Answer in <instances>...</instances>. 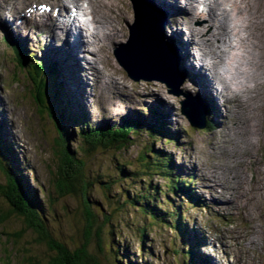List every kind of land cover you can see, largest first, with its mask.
<instances>
[{"label":"rangeland","instance_id":"rangeland-1","mask_svg":"<svg viewBox=\"0 0 264 264\" xmlns=\"http://www.w3.org/2000/svg\"><path fill=\"white\" fill-rule=\"evenodd\" d=\"M108 1L112 3L109 14L122 19L123 23L121 22L122 25L120 27L124 38L114 42L113 39L101 42L104 48L99 50V52L97 51L96 54L101 58L102 64L98 61L99 59L96 60V54L91 51H88V53L85 51L86 57L90 59L88 61L84 60L83 56L78 57L77 55L76 57L80 58V60H70L67 51H65L61 59L56 58L57 60H55V57L49 52L50 43H48L46 38L45 29L40 26L33 27L36 30H32L31 20L27 19L28 21L24 22L25 18L23 24H19L17 21L13 22L14 25L13 23L10 24L12 27L20 26V29H18L20 31L14 30L17 29L15 27L13 29L14 32H10L7 35L2 24L3 19L0 18V124L5 125V128L1 130L0 136L3 142L9 143L13 147L20 166L26 169V165H28L29 169L31 168V171L28 168L26 171L30 186L38 192L37 194L44 202V205H47H45L47 209L45 215L47 217L46 226L48 229L50 228L51 231H49L52 238L59 243L67 245L71 251L75 252L84 242L82 234L86 225L82 218L84 207H82V200L78 199L76 189L68 186L69 181L63 179V171L59 173V169H57V157L55 156L57 132L55 125L46 113L37 110L28 86L29 78H25V73L21 74L10 43L4 39H8V37L17 39L26 46L27 54L33 57L30 61L41 62L45 66L58 64L55 66L56 68L58 67L56 69V78L58 79L56 82H64L65 89L63 88L64 90L62 91V99L64 110L66 111L61 112L58 109V112L64 119L69 116L73 117V119H78L79 115L82 114L84 118L82 119L83 121L79 120L80 123L87 121L93 125H98L103 120H110L117 125L119 122L121 123L122 119L131 114L141 113L140 115L149 116L150 113L148 111L155 108L159 115V121L171 130L173 137H176L175 143L161 141L157 145L155 143L153 147L155 149L156 147L162 148L172 157L175 169L182 179L191 182V176L197 178L192 183L193 186L189 185L192 189L189 188L188 191L193 193L198 190L200 198L207 206V208H200V205H194L185 195L180 197L176 195L174 197V195L166 194V198L162 194L155 195V198L160 202L158 207L160 210L168 212L167 214L174 213L176 217L181 218V225L186 228L184 229L186 231L183 238L181 233L171 230L170 226L154 224L142 212L132 208H121L118 203V201L124 202L123 198H127V191L129 196L133 198L135 195L133 192H138L139 190V187L134 188L129 181L127 183L123 181L124 178H122L120 169L125 166L140 172L141 175L144 173V162L141 160L142 153L147 154L148 151L146 152V150L151 146L145 143V137L138 136L124 148L119 149L116 147L112 148L113 150H106L102 147L92 148L82 143L79 139L76 140V138L75 143L71 141L72 148L79 152V161L86 165L83 178L88 177V181L93 182L90 198L101 202L107 214L111 216V220L115 225V229L112 230V232L115 231V236L112 237V240L117 241L118 238L120 239V244L126 247L129 252V261L134 264H195L194 260L191 261L192 259L187 255V251L193 249L196 257L202 255L209 259L208 264H264V235H260L257 227V225L262 227L264 224V213L262 214L261 210L262 204H264V151H261V155L258 145V141L264 142V98L260 100L248 98L250 92L256 91L257 84H261V82L264 84V0H247L239 5L241 9L240 19L248 21L245 24L248 30L254 27L250 22L251 16L260 20L261 28L259 30L258 27H255L253 35L263 48L259 47L258 52H251L241 39L242 50L239 46L237 48L230 47L232 49L231 52L228 50L226 53H219L220 60H216L221 63H223L222 60H227L228 67L223 77L227 78L229 88L233 90V94L236 97L235 99H230L227 92H225V95L227 94L226 97L221 92L225 103L230 108L228 122L232 125L236 123L240 133L244 132L236 136H226L227 143L222 147V151L219 148V143L222 142L221 138L215 136L214 133L217 130L218 122L222 124L220 111L224 109V106H220L218 111L214 103H210L215 107V111L211 109L213 114L210 118V112L207 110L209 106L206 107L205 105L206 114L203 116V111L196 107L197 103L194 102L195 98L193 96L199 97L206 104L204 95L199 93L195 88V84H192L190 80L188 85L191 88L185 86L186 80L185 84L183 83L179 87L180 96H174L176 94L171 93L172 90L168 84L153 78L150 80H136L129 76L126 70L118 64L112 52L113 49L118 48L127 40L129 34L128 26H133L136 22L134 21L135 13L133 15L134 10H131V5L133 7L131 1ZM45 2H51L49 3L50 5L53 2V5L57 4V0H45ZM165 15L167 16V14ZM166 20L169 21V18L167 17ZM180 20L177 17L169 24L175 32L178 31ZM108 21L115 24L119 19L110 17ZM27 22L29 24L26 26ZM200 23L205 24V21ZM256 24L257 21H255ZM117 28L119 27L117 26ZM166 29L168 28L166 27ZM228 31H230V28ZM182 36L184 38L183 34ZM233 36L239 38L242 37V34L240 31H231L228 37L231 38ZM220 39L221 37L216 38L214 44H218ZM176 41L180 46L181 42L179 40ZM55 42L56 46L59 43L64 46L63 42ZM220 44L221 50L226 51L224 43ZM90 46L91 44L89 43ZM209 46H211V43L207 42L200 45L199 48L204 53ZM213 49L214 51L218 50L217 47ZM176 50L180 57L179 50L177 48ZM59 52H63L62 49H59ZM195 52L190 50L193 58L196 57ZM242 56L246 57L247 64L244 63V60H241ZM185 62L187 61L185 60ZM200 62L202 66L212 70L210 64L205 60H200ZM180 65L181 60L178 66ZM220 66L225 67L224 64ZM45 69V73L48 74V69ZM180 69L183 74L181 66ZM78 75L87 77L88 83L86 87L85 85L77 86L75 90L73 83L71 82L70 84L68 78L70 77L71 81L74 79L79 85L80 78ZM183 76L188 79L187 75L183 74ZM248 76L249 79H246ZM108 84H111V86H107ZM146 85H148L149 89H147ZM69 86L70 88H68ZM124 91L125 93H123ZM247 91L250 92L246 93ZM106 93H109V95ZM241 94H243L244 100H239V95ZM210 97L213 98V95H210ZM134 99L135 102L131 103ZM156 101H160L159 103H163L164 106L158 109L155 104ZM218 101L220 102V100ZM242 101L251 105L252 108L255 107L257 114L254 115L244 109ZM181 110L186 112L184 116ZM186 116L190 119L187 120ZM242 117L254 119L257 122L255 132H249L246 129L247 126H251L252 122L249 119L244 126L241 121ZM156 121L157 119L155 123L158 124V121ZM193 124L196 125V128L192 127ZM202 124H205V128L203 126L204 129L200 130L202 129ZM66 127L71 132L76 129L72 123L67 124ZM153 127L157 128L156 125ZM218 127L222 128L221 125ZM169 129L167 130L169 131ZM253 134L254 136H252ZM242 139L245 141L252 140L253 143H250L249 149L245 148L247 145H244ZM216 150H218V153H216ZM242 152L247 155L245 163L259 169L261 179L257 180V185L255 184L251 187V184H249L245 187L246 195H244V198L247 205L245 206L246 210L243 206V214L241 215V211L228 212L226 211V205L220 206V203H216L215 198L220 194V188L214 184V188L218 193L213 192V185L204 178L218 179V176H221V172L213 168L223 166L227 171L229 170L226 177L234 180L237 171L233 165L226 163V161L232 157L239 156ZM72 165L71 168L73 170L80 167L79 163ZM240 171L239 169V173ZM210 172L218 174V176L212 175ZM247 172L249 180L256 176V172L252 173L250 166L247 167ZM66 174L68 175L69 173L67 172ZM99 175L102 176V180L107 181L105 185L109 182L112 183L114 187L111 191L108 192L104 189V185L101 184L103 182L98 183L99 179H97V176ZM54 178L60 187L66 186L67 194L62 197L58 194L53 186ZM148 178H151L152 185L161 188L160 192L167 190V184L163 178H158L157 176H148ZM139 181L134 184L138 186L140 184ZM2 182L3 179L0 175V184ZM42 187H44L45 192L42 191ZM50 196L52 200H56V203L50 204ZM167 199L172 200V203L170 201L167 202ZM20 220L9 214L7 202L0 199V264H35V258L46 259L47 263L50 262L52 257L56 256L54 252L49 251L45 244L40 245L39 236L27 229ZM142 228L147 231L148 240L150 241V243L147 242L148 245L141 243L138 232ZM223 233L226 234V242L230 246V253L225 250L219 239V236ZM231 233H234V235ZM108 235L111 240V229L109 227ZM237 237H240V240ZM250 239L253 240L252 243H250ZM143 246L146 251L147 248H150L151 252L149 253L148 251L147 254H144L142 251L144 249ZM102 247H106V245ZM91 251L97 253L98 259L102 263L114 264L107 256L105 258L101 256L97 252V246L94 244L91 245ZM236 255L247 262H237ZM42 259L40 264H45L46 262H43Z\"/></svg>","mask_w":264,"mask_h":264},{"label":"trees","instance_id":"trees-1","mask_svg":"<svg viewBox=\"0 0 264 264\" xmlns=\"http://www.w3.org/2000/svg\"><path fill=\"white\" fill-rule=\"evenodd\" d=\"M17 49H19V47ZM19 58H21V60ZM32 58L33 57L28 56L27 52L18 56V68L21 74H26V79L29 78L28 86L35 105L37 106V110L46 113L48 118L53 121L55 125L54 127L57 132V140L55 143L57 169H59V173L63 171V179L69 181L68 186H72V189H76L78 199L82 200V207H84L82 218L86 223L84 232H82L84 242L75 252L71 251L67 245L59 243L52 238L51 230L46 226V204L44 205V202L37 194L38 192L30 186V180L26 172L29 166L26 165V169L20 166L13 147L9 143L3 142L0 136V175L3 179V182L0 184V199L7 202L9 214L11 216L14 215L18 220L21 219L20 221L27 229L39 236L40 245L45 244L49 251L54 252V255H56L52 257L51 261L48 263L46 259L41 258L43 262H46L45 264H105L98 259L97 253L91 251V245L94 244L97 246V252L104 258L107 256L114 264H134L132 261H129V252L126 247L120 244V239L118 238L117 241L114 239L112 240V237L115 236V231L112 232V230L115 229V225L111 220V216L107 214L101 202L90 198L93 182H90V180L88 181V177L83 178L86 165L79 161V152H76L71 146V141L75 143V138L92 148L102 147L106 150H113L112 148L116 147L119 149L124 148L138 136L145 137V143L151 146L146 150L148 151L147 156L144 152L142 153L141 160H146H143L145 167L143 170L144 173L141 175L140 172L125 166L120 169L122 178H124L123 181L126 183L129 181L134 188L139 187V190L138 192H133L135 194H133V198L129 196L127 191V198H123L124 202L118 201V203L121 208H132L133 210L142 212V214L147 219L150 218L154 224L159 226H170L171 230L181 233L184 237V232L186 230H184L185 227L181 225V218L176 217L174 213L167 214L168 212L166 213L160 210L158 208L160 202L155 198L156 194H162L165 198L166 194L178 195L177 187L180 189V193H184L187 189L183 182H179V174H177L172 157L159 147H156V149L153 147L155 143L157 145V143L161 141L167 143L172 142L171 134L167 130L169 128L159 121L158 113L152 111V121H149L146 117H129L127 119H122L121 123L119 122L121 125H113L108 121L105 123V127H100L99 125L95 126L85 120V122L80 123L79 120L84 118L82 114L79 115L78 119H73V117L70 116L64 119L58 112L59 110L61 112L66 111L64 110V103L60 95L62 91L55 82L56 72L50 69L49 74H45L39 62L33 63L30 61ZM50 77L52 83H50ZM59 89L60 92L58 91ZM153 119H157L158 124H156ZM70 123L76 127V129L72 130L73 132L69 131L66 127V125ZM154 125H156L157 128L153 127ZM1 130L2 127L0 126V135ZM74 163H79L80 167L73 170L71 167ZM29 170L31 171V168ZM67 172L69 173L68 175L66 174ZM148 176L161 177L170 186L168 187L167 184V190L160 192L161 188L152 185L151 178H148ZM56 179H53V186L62 197L67 194L66 186L63 185L60 187ZM97 179H99L98 183L103 182L101 184L104 185V189L108 192L114 187L110 182L105 185L107 181L102 180V176L100 175L97 176ZM137 181L140 183L138 186L134 184ZM42 191L45 192L44 187H42ZM49 201L51 205L56 203V200H52L51 196ZM168 201L172 203V200L167 199V202ZM108 227L111 229V240L108 235ZM142 229L138 232L142 241L141 243L143 245H148L147 242L150 243V241L148 240L147 231L146 229ZM103 245H106V247H102ZM143 248L142 251L144 254H147L148 251L149 253L151 252L150 248H147V251L144 246ZM187 255L190 256L192 259L191 261L194 260L193 262L196 264L197 260L195 259L194 250L192 249ZM41 259L35 258V264H40ZM200 260L201 259H199V262H201Z\"/></svg>","mask_w":264,"mask_h":264},{"label":"bare ground","instance_id":"bare-ground-1","mask_svg":"<svg viewBox=\"0 0 264 264\" xmlns=\"http://www.w3.org/2000/svg\"><path fill=\"white\" fill-rule=\"evenodd\" d=\"M244 1L247 0H199V1L198 0H151V2H153L157 8H159L164 13L166 12L165 14H167V17L169 18V21L166 20L167 25L165 24V27H167L168 29L164 30V35L168 37V39H170L171 42H173V45H175L176 48L179 50L180 57L178 56V58L179 61L181 60V68L184 71L185 75H187L188 78L190 77V79L193 80L195 84V88L199 92L203 93L205 97L209 98L212 101V103H214L218 111L220 106L221 107L224 106V109L220 111L221 113L220 121L223 125L220 124V122H218V126L221 125L222 128H219L217 126L216 131L219 132L216 133L215 131L214 133L215 136L221 138L222 142L219 143V148H221V151H222V147H224V145L227 143V139L225 138L226 136H236L243 134L244 132L240 133L236 123L232 125L228 122L230 108L225 103L222 94L224 97H226V95L229 94L228 98L230 99H235L236 97L233 94V90H230L229 88V82L227 78L223 77V74L224 72L227 71V67H228V64L226 62L227 60H222L223 63H221L220 61H216V60H220L218 54L221 52L226 53L228 52V50L231 52L232 49H230V47L237 48L239 46V48L242 50L243 45L241 43V39L243 43L245 42L246 46L251 52H258L259 47L263 48L259 43L258 39L254 38L253 35V30L255 29V27H258L259 30L261 28L260 20L257 17L253 18L251 16L250 22L254 25V27L251 30H248L245 25L248 21L245 19H240L241 9L239 5H241V3ZM44 2L45 0H0V18L3 19L2 21L3 27L8 32H10L13 30V27L10 25L11 23L17 21L18 23L22 24L25 18L26 19L24 20V22L29 17H33L34 19L32 21V25L33 26L37 25L38 27L41 26L42 29H45L46 38L48 39V43H50L49 52L51 53V55L55 57V60H57L56 58L61 59V57L65 54V51H67L69 56L68 58L70 60H80V58L78 57L83 56L84 60L88 61L90 59L86 57V52L88 53V51H91L94 52L95 54L97 51L99 52V50L104 48V45L101 44V42H104L103 40L113 39L114 42L124 38L122 29L120 27L122 25L121 24L122 19L121 17L119 18L109 14V10L112 3H110L108 0H57L58 14L61 17L55 15L50 9L48 11L47 10L40 11L37 9L36 10L32 9L33 5H41ZM69 5H72L73 10L76 11V15H73L70 10L68 12L66 11L65 8L68 7ZM55 10L56 8L54 9V11ZM80 13L82 14V16L79 15ZM87 16L92 17V20L91 21L90 19L85 20ZM110 17L117 18L119 19V21H116V23L113 24L111 21H108ZM177 17L178 19L181 20L178 23V27H179L178 31L175 32L172 29L171 25L169 24L173 19H176ZM200 19L205 21V24L198 23ZM255 21H257L256 25H255ZM82 25H84V27H82ZM117 26L119 28H117ZM229 28L230 31H228ZM263 29H264V24H263ZM169 30L171 31L168 32ZM231 31H240L242 37L239 38H236L235 36L231 38L228 37ZM180 32L184 35V38ZM218 37H221V39L218 40L219 43L215 45L214 41ZM176 40H179L181 42L180 46ZM55 41L63 42L64 46H62V43H59V45L57 44L56 46ZM207 42L211 43V46H209L208 50L204 52L205 53L204 54L199 48V46L206 44ZM89 43L91 44L90 47H89ZM220 43L222 44L224 43L225 48L227 49L226 51L221 50ZM215 47L218 48L217 51H214L213 48ZM59 49H62L63 52H59ZM190 50L196 51L195 55L197 59L196 57L194 58L192 57ZM176 52L178 55L177 50ZM76 55L78 57H76ZM19 59L21 60V58ZM96 60H98L101 63L100 61L101 58L99 57L98 54H96ZM185 60L187 62H185ZM200 60H205L207 63H209L210 66L212 67V70L207 69L205 66H202ZM241 60H244V63L247 64V60L245 56H242ZM223 64L225 66L224 68L220 66ZM78 76L80 78L79 85L74 81V79L71 81L70 77L68 78L69 83L70 84L71 82L73 83L75 90L77 86L79 87L85 85L86 87L88 83L87 77L83 75H78ZM246 79H249V76ZM62 84L65 88L64 82H62ZM263 85L264 84H262L261 82V84L256 85V91H252V92L247 91L246 93L250 92L248 98L252 100H260L264 98ZM107 86H111V84H108ZM146 86L147 89H149L148 85ZM68 88H70V86ZM225 92H227L226 95ZM123 93H125V91ZM106 94L109 95V93ZM210 95L211 96L213 95V98L210 97ZM243 98H244L243 94L239 95V100ZM155 99L157 100V98ZM218 100H220V102ZM133 102H135V99L131 103ZM159 102L160 101H156L155 103L158 109L164 106L163 103L160 104ZM242 107L254 115L257 114L255 107L252 108L251 105L247 104L244 101H242ZM263 117H264V113H263ZM249 119L250 118L242 117L241 120L242 124L245 126V122ZM250 120L252 122L251 126H247L246 129L249 132L252 131L255 132V129H257V122L254 119L253 120L250 119ZM252 136H254V134ZM256 139L258 140L257 135H256ZM242 140L244 145H247V147L245 148L249 149L248 146L251 145L250 143L252 142V140L251 141L250 140L245 141L244 139ZM258 145H259L260 154L262 155L261 151H264V142L258 141ZM216 153H218V150H216ZM246 156H247L246 153L242 152L239 156L232 157L226 161V163L228 162L229 164L233 165V167L237 171V175L234 177V180L228 179L226 177L227 174L229 173V170L227 171L226 168L223 166L213 168L221 172V176H218V174L210 172V174L218 176L219 177L218 179L213 180L211 177L204 178L206 181L210 182V184L213 185L212 188L213 192L218 193V191H216V189L214 188V184L216 187L220 188L219 190L220 194L218 195L217 198H215V202L216 203L221 202L225 204L226 211L228 212L236 211V210L237 212L239 211L242 212L243 206L244 209L246 210L245 206L247 204L244 198V195H246L245 187H247L249 184H251V187H253L256 184V182H258L257 180L260 178L259 169L245 163ZM252 163L254 164V162ZM248 166H250V168L252 169V173L254 171L256 172V176L253 177L252 180H249L250 178L248 177L249 176L247 172ZM239 169L241 170L240 173H239ZM191 180L196 181L197 178L195 176H191ZM196 196L198 197V195ZM261 210L263 214L264 204H262ZM242 214L243 212L241 213V215ZM257 227L259 228L260 235L263 236L264 224L262 225V227H259L258 225ZM231 234L234 235V233ZM219 239L221 240L225 250L230 253V246H228L226 242L227 241L226 234L223 233L221 236H219ZM237 239L240 240V237H237ZM252 242L253 240L250 239V243ZM236 260L237 262L240 261V263H244L245 261L242 257H239L237 255H236Z\"/></svg>","mask_w":264,"mask_h":264},{"label":"water","instance_id":"water-1","mask_svg":"<svg viewBox=\"0 0 264 264\" xmlns=\"http://www.w3.org/2000/svg\"><path fill=\"white\" fill-rule=\"evenodd\" d=\"M129 1L133 3L131 10H134L136 22L128 26L127 42L114 49L112 54L132 78H153L168 84L171 93L180 96L179 87L183 85L184 76L179 70L176 50L164 37L165 15L150 0Z\"/></svg>","mask_w":264,"mask_h":264},{"label":"snow or ice","instance_id":"snow-or-ice-1","mask_svg":"<svg viewBox=\"0 0 264 264\" xmlns=\"http://www.w3.org/2000/svg\"><path fill=\"white\" fill-rule=\"evenodd\" d=\"M41 7H43V5Z\"/></svg>","mask_w":264,"mask_h":264}]
</instances>
